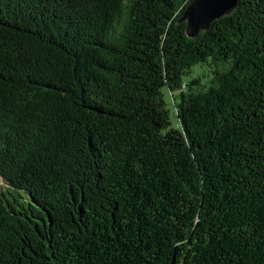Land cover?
Masks as SVG:
<instances>
[{
    "label": "trees",
    "instance_id": "obj_1",
    "mask_svg": "<svg viewBox=\"0 0 264 264\" xmlns=\"http://www.w3.org/2000/svg\"><path fill=\"white\" fill-rule=\"evenodd\" d=\"M190 1L0 0V264H264V0Z\"/></svg>",
    "mask_w": 264,
    "mask_h": 264
},
{
    "label": "water",
    "instance_id": "obj_2",
    "mask_svg": "<svg viewBox=\"0 0 264 264\" xmlns=\"http://www.w3.org/2000/svg\"><path fill=\"white\" fill-rule=\"evenodd\" d=\"M239 0H191L181 21H187V34L195 37L200 29H209L215 19L229 15L238 7Z\"/></svg>",
    "mask_w": 264,
    "mask_h": 264
},
{
    "label": "rangeland",
    "instance_id": "obj_3",
    "mask_svg": "<svg viewBox=\"0 0 264 264\" xmlns=\"http://www.w3.org/2000/svg\"><path fill=\"white\" fill-rule=\"evenodd\" d=\"M214 67V64L211 62L210 64H206L202 67V71L201 70H196L197 67L194 68V72L188 76H186V79H188L189 77H191L193 74H197L199 73L200 75H202V78L206 81V80H209L210 79V76H205L203 75V73L205 72L206 74H209L210 71L212 70V68ZM196 70V72H195ZM163 92H164V96H165V100L167 101L168 103V106L170 108V111H171V114H170V117H171V120L173 122L174 125H177V119H176V116H175V113H174V106H173V99L171 97V94H170V91L168 88H164L163 89ZM175 96H178V93L175 92L174 94ZM0 185H2L4 187V183H3V180L0 178Z\"/></svg>",
    "mask_w": 264,
    "mask_h": 264
}]
</instances>
